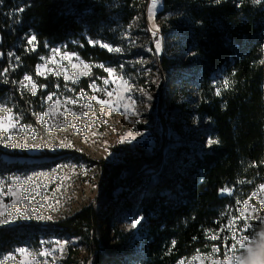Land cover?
Wrapping results in <instances>:
<instances>
[{
  "label": "trees",
  "instance_id": "trees-1",
  "mask_svg": "<svg viewBox=\"0 0 264 264\" xmlns=\"http://www.w3.org/2000/svg\"><path fill=\"white\" fill-rule=\"evenodd\" d=\"M147 6L148 0H0V80L6 81L0 82V103L8 104L25 124L39 126L37 114L43 112L50 93L90 94L88 85L104 77L102 69L95 67L89 76L70 83L62 77L36 75L41 57L65 44L84 60L121 70L125 59L89 45L88 40L123 46L128 52L126 38L121 40L126 28L144 39L151 37ZM169 12L176 14L160 29L167 41L173 40L175 52L168 57L150 47V57L158 75L167 72L181 88L177 112L185 105L195 125L187 126L180 144L157 160L99 165L100 199L57 223L61 232L78 237L86 246L89 264H113L95 232L112 217L124 215L143 217L138 226L143 264H177L198 254L210 255L213 246L223 257L233 243L218 232L228 227L225 213L238 217L234 209L264 183V3L162 0L157 18ZM26 35L36 36L34 51H29ZM181 49L189 58L183 64L178 62ZM140 52L131 49L128 56ZM25 74L38 85L34 96L19 86ZM200 135L218 143L203 147L197 140ZM7 169L0 158V172ZM225 187L233 190L232 195H221ZM243 225L241 221L237 229ZM33 228L0 227V255L25 244L30 232L28 241L37 238ZM213 234L220 238L211 240Z\"/></svg>",
  "mask_w": 264,
  "mask_h": 264
},
{
  "label": "rangeland",
  "instance_id": "rangeland-1",
  "mask_svg": "<svg viewBox=\"0 0 264 264\" xmlns=\"http://www.w3.org/2000/svg\"><path fill=\"white\" fill-rule=\"evenodd\" d=\"M161 4L162 0L158 5V9L154 13H150L149 9L152 5V0H148L145 13L151 37L144 39L141 34L131 32L129 27L126 28L127 35L121 32V40L126 38L127 43L125 45L127 49L129 48L128 52L130 53L131 49H135V51L140 50L142 53L140 52L139 55L130 58L128 56L130 54L125 52V48H122L123 46L120 47L122 52L113 53L121 56L127 62L125 63V67H121V70H117V72L129 81L133 89L131 95L135 101L137 113L135 116L128 113L127 118H125L123 109L117 112H112L108 108L101 109L99 105H96L95 101H92L91 110L82 108L80 105L85 104L86 100L80 99L77 95L53 96L51 102L46 99L44 101V106L46 107L43 112L47 111L57 98L61 102L66 98H72L77 99V105L67 107H70L72 111L84 112V116H73L71 112H65L63 116H58L54 112L51 118L45 117L47 124H40L38 122L39 126H36L25 124L13 112L18 122L17 130L13 133L15 141H23L28 144L44 143L45 145H50L55 143L72 145L71 147H57L54 150L47 146L43 149H21L7 148L4 143L0 142V158L8 166L7 171L0 172V179L10 182V177L19 176L23 180L34 173L42 174L34 177V183L35 185H39L40 181H43L44 184L48 185V189L45 191L41 188L43 195L37 197V199H45V203H47V198L52 199L51 206L40 208L41 214L51 216V220L20 219L12 224L0 226L12 227L15 224H21V226L27 224L34 227L33 232H36L37 238L33 237L31 241H28L32 237V232H30L25 244L18 247L39 250L41 248V240L68 241L63 252L55 254L57 264H84L85 259H87V264H89V251L86 246L81 243L78 237L61 232V228L57 226V223L62 217H67L80 208L100 199L99 190L102 172L99 165L101 163L106 165L119 163V165H123L157 160L160 155L166 153L165 150L180 144L181 139L179 137L185 134L187 126L195 125L193 124V119H189V116L186 114L187 107L185 105L182 106L183 108L181 107V112L178 113L179 109L177 108L182 104L177 100L180 96L181 88L177 86V82L174 79L167 75V72H163V76H159L158 74L160 73L150 57V47L154 48V51L156 47V42H153L152 39L154 32L155 34H161V37L158 39L161 50L159 53L155 51L157 54L170 57L174 54V49H176L173 45V40L169 39L167 41L160 29L161 24H165L176 13H165L157 18V12L161 10ZM94 41L104 43L101 40ZM55 49H60L61 52L75 53L69 51L65 44L57 46ZM51 50L46 56H43L45 59H41L39 64H46L47 67L60 71L56 65L51 64L46 59L52 56ZM178 54V62L183 64L189 61V58L186 59V55L182 49L181 51L178 50ZM77 55L83 59L79 54ZM84 61L93 65L100 64L87 60ZM63 66L67 67L71 74L70 65L66 61L63 62ZM94 68H92L91 73ZM104 74V77H96L95 82L99 88L104 87L103 79L107 77V74ZM48 75L56 76L52 73L46 76ZM59 77L63 78L62 71ZM108 90L112 91V87H109ZM89 91L90 94L85 93L88 97L92 95V90L90 89ZM189 91L192 97L196 96L194 90L189 89ZM97 95L101 99L105 98L102 93H97ZM168 95L171 99L164 101V97ZM178 103H180V106H178ZM3 104L8 107V104ZM59 111H64L63 106L59 108ZM68 121H71V123H68ZM48 124L52 125L51 132L47 131ZM20 125L28 126L35 131L37 133L36 140H32L31 133L23 130ZM198 126L200 127L201 125ZM137 133L140 135H137ZM129 134L135 138L122 143L121 141ZM4 135L6 136L7 134L5 133ZM197 140L203 147H208V140L205 137H201L200 135ZM58 166L60 167L58 168ZM54 169H56L55 172L53 171ZM56 177H60V179H55ZM57 184L61 187L56 188ZM21 187H27V185L22 184ZM53 189H55V192H53ZM32 194L35 197L34 188ZM260 195L258 188L256 196L253 197L254 203L251 204L258 209L262 220L250 221L249 223H251L252 227L246 231V234H244L245 231H237L238 238L241 235L249 236L250 243L248 247L252 249L250 255L245 253L241 264H264V210L260 209L258 203ZM56 201H59V203L57 204ZM5 203H10V200L6 198ZM20 207H23V205ZM32 208H36L35 203L32 204ZM53 208L55 210H52ZM136 218L127 215L120 218L112 217L108 222L101 224L96 229L95 237L97 242L103 252L111 257L113 264H143L141 262L142 242L138 233L139 229L138 227L135 229L130 228V224ZM237 226L235 227L237 228ZM47 227H50L48 232L45 230ZM244 227L245 223L242 228ZM43 247H52V245H44ZM16 248L14 247L12 251L0 255V264H3V256L9 253H12L16 259L9 260L6 264H19L20 256L14 251ZM198 255L208 259L218 258L223 260L225 258V255L223 257H219L218 255L212 256L211 254ZM236 255L239 256L240 253L237 252ZM193 258L181 261L184 264H188V261ZM51 261L52 258L50 257L49 264H51ZM180 262L177 264H180ZM41 264H43V258H41ZM202 264H207V261H202Z\"/></svg>",
  "mask_w": 264,
  "mask_h": 264
},
{
  "label": "snow or ice",
  "instance_id": "snow-or-ice-1",
  "mask_svg": "<svg viewBox=\"0 0 264 264\" xmlns=\"http://www.w3.org/2000/svg\"><path fill=\"white\" fill-rule=\"evenodd\" d=\"M161 0H152V5L149 9L150 13H154L158 9V5ZM217 3L220 0H216ZM254 4L264 3V0H253ZM23 11V10H21ZM155 34V32H154ZM27 40V44L31 45L32 47L29 51H34L36 48V36L30 35L25 36ZM89 45L96 46L99 45L101 48L106 49L109 53H120L122 49L120 47L110 46L108 43H101L100 41H94L89 39ZM161 50L159 40L156 41L155 51L159 53ZM52 56L47 57V61L51 64L57 66L60 71H56L47 67L46 64H38L35 69V73L38 76L44 77L49 73H52L59 77L61 75V71L63 73V80L65 82H78L81 78L87 77L90 75L91 70L93 67H98L103 70L104 73L107 74V77L103 79V88H99L97 83L93 81L88 85V87L92 90V95L88 97L83 90L81 92L76 93V95L80 99H85L86 103L80 105L82 108H87L89 110L92 109V101H95L96 105H99L101 109L108 108L112 112H117L123 109L125 113V118H127L128 113L132 115H136L135 110V101L132 98L131 92L132 87L128 80L124 78L123 75H120L116 69L110 66H105L103 63L100 64H90L85 62L81 59L76 53H70L67 51L61 52L60 49H52ZM12 55V54H10ZM44 60V57H41ZM67 62L70 65L71 74L67 67L63 66V62ZM19 61L17 60V63ZM122 67V66H121ZM8 69L4 70V75H7ZM0 82H6L0 80ZM19 86L22 90H27L31 93V95H36L38 90V85L33 81L31 75L25 74L23 78L18 82ZM229 86V82L227 80L223 81V87L227 88ZM109 87H112V91H109ZM97 93H102L105 98L101 99L98 97ZM221 94V89L218 87L216 88V95ZM48 101L53 100V94H49L46 98ZM77 99L66 98L61 102L59 98L55 100L54 103L51 104V107L47 109V111L37 114V120L40 124H47V120L45 117L51 118L53 113L55 112L58 116H63L65 112H71L73 116H84V112H76L72 111L70 107L67 106H75L77 105ZM64 108V111H59V108ZM71 123V121H68ZM18 127L17 117L13 113L11 108L6 107L3 103H0V142L4 143L5 147L7 148H21V149H28V148H37L43 149L46 146L50 147L51 149H56L57 147H71L72 145H63V144H50L45 145L44 143L39 144H28L23 141H15L13 137V133L16 132ZM20 127L31 133L32 140H36L37 133L33 131L30 127L20 125ZM47 131H52V125L48 124ZM7 134L6 136L4 134ZM137 135H140L137 133ZM135 137L129 134L125 137L121 142L131 141ZM208 145L211 146L213 144L218 143L217 140L209 138L207 141ZM60 166H58L59 168ZM54 172L56 169L53 170ZM37 175L34 173L32 176H28L26 179H21L19 176L10 177V182H6L4 179H0V226L9 225L14 223L17 220L25 219L31 220L35 219L37 221L40 220H51V216H44L40 212L41 207L51 206L52 199L47 198V203H45V199H37V197H41L43 193L41 192V188L45 191L48 189V185L44 184L43 181H40L39 185H35L34 177ZM55 179H60V177H56ZM27 185V187H21V185ZM59 184L56 185V188H60ZM33 188L35 189V197L32 194ZM6 189V190H5ZM55 192V189H53ZM233 190L230 188L225 187L221 190V195H232ZM259 192L260 197L258 198V203L261 210H264V183L259 185ZM256 196V192L254 191L248 199L243 201V207H237L234 209L235 213H238V217L234 215H229L225 213V216L228 218V227L224 228L221 227L218 229L220 235H223V239L225 242L232 239L233 243L231 244L230 248H227L225 251V258L221 259H208L202 258L201 256L197 255L192 260L188 261V264H202V261L206 260L207 264H241V261L244 259L245 253L249 255L252 252V249L248 247L250 243V239L248 235H241L239 238L237 237L238 229L235 227L236 225L240 224L241 221L245 223V227L243 229H239V231H247L252 227L251 223L252 220L261 221L262 216L258 213V209L254 207L250 200ZM10 200V203H5V199ZM36 204V208H32V204ZM58 204L59 201H56ZM239 204V202H237ZM23 205V207H20ZM52 210H55L54 208ZM143 217H137L132 221L130 224V228H137L142 221ZM231 233V237L224 233ZM211 240H218L220 238L219 235L213 234L209 237ZM68 241H59V240H41V248L39 250H30L27 247H18L14 251L20 256L19 264H41V258H43V264H49V258H52L51 264H57L55 259V254L57 252L62 253L65 246L67 245ZM175 243V242H173ZM44 245H52V247H43ZM239 252L240 255L237 256L236 253ZM219 253V248L213 246L212 248V256H216ZM231 253V254H230ZM3 264H6L9 260H15L16 257L9 253L3 256ZM180 264H184L183 261Z\"/></svg>",
  "mask_w": 264,
  "mask_h": 264
},
{
  "label": "built area",
  "instance_id": "built-area-1",
  "mask_svg": "<svg viewBox=\"0 0 264 264\" xmlns=\"http://www.w3.org/2000/svg\"><path fill=\"white\" fill-rule=\"evenodd\" d=\"M159 36H161V34H159V33L154 34L153 40L154 41H157L158 40L157 37H159Z\"/></svg>",
  "mask_w": 264,
  "mask_h": 264
}]
</instances>
